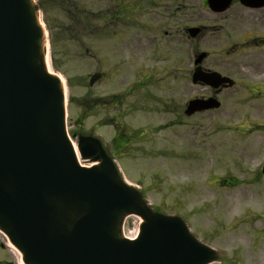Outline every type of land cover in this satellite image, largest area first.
<instances>
[{"label": "rangeland", "instance_id": "1", "mask_svg": "<svg viewBox=\"0 0 264 264\" xmlns=\"http://www.w3.org/2000/svg\"><path fill=\"white\" fill-rule=\"evenodd\" d=\"M119 1L34 0L40 7L38 16L41 22L44 21L43 27L48 35L44 44L48 49L50 69L65 84L66 125L72 142L76 146L78 139L90 132L91 136L103 143L120 175L142 191L143 200L151 211L185 217L190 231L199 240L225 252L227 256L237 242L247 249L248 235L233 239V232H227L225 228L233 218L247 217V211L264 213V197L246 203H232L237 201L233 200V196L244 187L221 188L216 178L230 175L243 180L252 178V174L256 173L255 170L264 161V131L247 134L245 130L248 123L244 122H264V115H257L250 103L240 96L241 93L236 92V96L240 97L232 101L229 94L233 90L223 91L218 97L221 101L219 109L205 112L203 118L186 119L184 127L174 128L179 131L175 135L173 128L163 127L170 119L166 118L164 112L165 100L171 92L175 103H181L186 94L194 93L190 72L187 80L181 81L187 85L177 88L175 78L169 75V71L167 80L163 79V72L160 71L154 75V86L148 88L154 100L144 97V89L133 91L125 96L121 106L123 118H113L120 112L116 97L127 92L136 80L128 64H124V72L119 71L118 64L121 65L119 62L123 55L119 53L120 41L116 34L122 25L107 22L106 9L110 10L109 15L114 13L113 9ZM199 1L123 0L124 3H160L172 8L181 3ZM153 24L160 26L158 36L165 50L170 49L171 56H174L171 58V65H174L175 56H178L182 46L181 34L177 32L181 27L180 21L170 17L166 22L154 21ZM123 28L129 35L133 33L130 22L123 23ZM164 31H167V36L163 35ZM155 46H158V39H155ZM124 56V62H127L128 56ZM187 60L190 69L191 50ZM152 64L155 68L168 65L158 58ZM97 74L98 77H95ZM167 83L175 88L169 91L165 88ZM195 91L204 93L206 89L198 87ZM130 106L133 107L128 111ZM232 113L235 118H227ZM121 124L123 132L130 131L132 135L134 131L141 133L142 129L147 128L140 136L142 141L137 143L133 137L123 148H113L112 139ZM234 125L242 132L236 133L233 138L229 127ZM239 126L244 128L238 129ZM80 161L85 166L93 163L92 160L82 158ZM258 176L261 179L260 185L264 184V177L261 174ZM253 201L261 203L255 204ZM139 224L138 216L128 215L122 234L133 238L139 232ZM214 228L221 232L223 239L220 242L213 238ZM258 255L257 258L248 257L247 262L242 260L241 263L264 264V247ZM6 262L19 264L20 261L0 233V264ZM228 264L235 262L228 259Z\"/></svg>", "mask_w": 264, "mask_h": 264}, {"label": "water", "instance_id": "2", "mask_svg": "<svg viewBox=\"0 0 264 264\" xmlns=\"http://www.w3.org/2000/svg\"><path fill=\"white\" fill-rule=\"evenodd\" d=\"M207 3L223 10L229 0ZM190 34L194 36L195 29ZM44 41L33 0H0V231L20 252L22 262L207 264L214 260L213 250L198 242L180 218L153 213L140 194L118 177L99 141L78 139L80 156L97 164L78 163L66 133L64 92L58 76L45 68ZM199 81L213 88L231 83L196 68L192 82ZM218 107L214 98L195 99L188 110ZM129 214L143 221L136 239L122 235V222Z\"/></svg>", "mask_w": 264, "mask_h": 264}, {"label": "flooded vegetation", "instance_id": "3", "mask_svg": "<svg viewBox=\"0 0 264 264\" xmlns=\"http://www.w3.org/2000/svg\"><path fill=\"white\" fill-rule=\"evenodd\" d=\"M113 10L114 13L109 15L110 10L106 9V17L107 22L122 25L120 26L121 30L116 34V38L120 41L119 53L123 55L119 62L121 65L118 64L119 71L124 72L123 66L128 64L132 67L136 79L127 89V92L116 97L120 112L113 118H123L121 106H123L125 96L133 91L144 89V97L153 101V95L148 88L154 86L152 82L154 75L160 73V71L163 72L164 80L172 75L175 78L177 88L187 85V83H181V81H186L188 71L191 75L194 69L193 64L190 69L188 68L187 54L189 50H191L192 61L197 55L203 54L198 63L202 71L218 72L232 79L233 83L231 86L223 84L218 89H212L201 83H191L194 93L186 94L181 103H175L170 92L169 99L165 100L164 106L166 118L170 119L163 125L164 128H173L174 130L175 127H184L187 123L186 119L203 118L205 112L212 111H195L188 114L186 109L189 100L211 96L218 98L223 91L228 90H233L229 94L232 101L242 96L245 102L250 103L251 108L255 110L257 115H264V0H251L249 3L231 0L228 7L222 11L211 9L205 0H200L197 3H181L176 8L153 2H120L115 5ZM170 17L178 19L181 24L177 32L181 34L182 46L178 56H175L177 58L174 65H171V58L174 56H171L170 49L165 50V46L162 45L158 36L157 32L160 26L153 24L154 21L161 22L163 20V22H166ZM126 22H130L132 25L133 33L131 35L123 28V23ZM192 27L196 28L194 38L188 35V29ZM163 35L167 36V31H164ZM155 39H158V46H155ZM156 52L157 55H155ZM124 55L128 56L127 62H124ZM156 58L168 65L155 68L152 63ZM98 75L95 77H98ZM92 82L93 78L90 84ZM172 87L174 86L169 83L165 84V88L169 91L172 90ZM198 87L206 89V92H196L195 88ZM182 91L184 90L182 89ZM236 92L242 95L236 96ZM132 107L130 106L127 110L129 111ZM145 109V106H143V110ZM227 118L234 119L235 115L233 113L229 114ZM244 123H248L245 130L247 134L264 131V122L262 121L247 120ZM122 126L121 124L119 131L112 139V146L116 150L126 146L133 137L137 143L141 142L140 136L147 129H142L141 133L138 130L134 131V135H132L130 131L123 132ZM177 128L174 130L175 135L179 134ZM236 128L235 125L229 127V133L232 134L233 138L236 133L241 134L242 132ZM243 128V126L238 127V129ZM255 171L256 173L252 174V178L240 180L229 175L217 177L216 182L221 188L244 187L238 192L239 194L233 196V200L237 201L232 203H246L257 198L263 199L264 184L260 185L259 172ZM253 202L258 203L260 201ZM246 213L248 216L246 215L245 218H233L232 221H229V225L226 226L225 230L233 232L231 234L234 237L233 239L248 235L249 247L247 246L248 248L245 249L239 244L240 242H237L236 247L228 256L225 252L219 250L218 261L214 264H228V259L234 261L235 264H242V260L245 262L249 260L248 257L256 256L257 258L258 253L263 249L264 213L254 211H247ZM214 232V240L220 242L223 239L221 232L217 228H214Z\"/></svg>", "mask_w": 264, "mask_h": 264}, {"label": "bare ground", "instance_id": "4", "mask_svg": "<svg viewBox=\"0 0 264 264\" xmlns=\"http://www.w3.org/2000/svg\"><path fill=\"white\" fill-rule=\"evenodd\" d=\"M40 22V21H39ZM44 62H45V68H46V71L51 73V69H50V65H49V59H48V55H45L44 57ZM52 74H54L52 72ZM59 78V81H60V84H61V88L63 90V92L65 93V84H64V81L61 77H58ZM66 94V93H65ZM72 147H73V151L75 152V155H76V158L77 160L79 161V163L81 164V161H80V158H79V154H78V149H77V146H75L74 143H72ZM94 164H97V162L93 163L92 165ZM54 177V176H53ZM62 177V176H61ZM57 178V177H56ZM59 179V178H58ZM129 239H132V238H129ZM8 246L11 248L12 250V253L16 255L17 259H19V261H21L20 259V255L18 254V252L13 248V246L9 243Z\"/></svg>", "mask_w": 264, "mask_h": 264}]
</instances>
